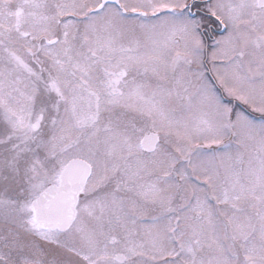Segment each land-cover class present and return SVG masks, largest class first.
Here are the masks:
<instances>
[{"label":"snow or ice","instance_id":"6c2138e0","mask_svg":"<svg viewBox=\"0 0 264 264\" xmlns=\"http://www.w3.org/2000/svg\"><path fill=\"white\" fill-rule=\"evenodd\" d=\"M0 264H264V0H0Z\"/></svg>","mask_w":264,"mask_h":264}]
</instances>
